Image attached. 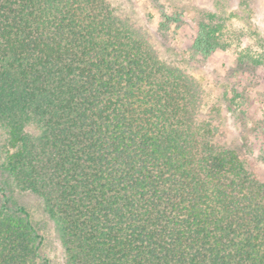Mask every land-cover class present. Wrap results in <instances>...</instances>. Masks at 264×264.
Returning a JSON list of instances; mask_svg holds the SVG:
<instances>
[{
    "label": "trees",
    "instance_id": "1",
    "mask_svg": "<svg viewBox=\"0 0 264 264\" xmlns=\"http://www.w3.org/2000/svg\"><path fill=\"white\" fill-rule=\"evenodd\" d=\"M151 1L159 32L184 21ZM207 19L191 57L216 51ZM201 89L108 0H0V264H51L15 190L64 264H264V181L217 143Z\"/></svg>",
    "mask_w": 264,
    "mask_h": 264
},
{
    "label": "rangeland",
    "instance_id": "2",
    "mask_svg": "<svg viewBox=\"0 0 264 264\" xmlns=\"http://www.w3.org/2000/svg\"><path fill=\"white\" fill-rule=\"evenodd\" d=\"M168 10L185 12L171 30H158L151 0H108L116 13L147 39L154 53L201 86L203 119L211 121L217 143L236 151L246 167L264 181V0H160ZM182 12V13H183ZM213 17L216 51L209 58L191 57L193 20ZM14 204L26 207L51 264H64L55 227L37 196L10 192Z\"/></svg>",
    "mask_w": 264,
    "mask_h": 264
}]
</instances>
